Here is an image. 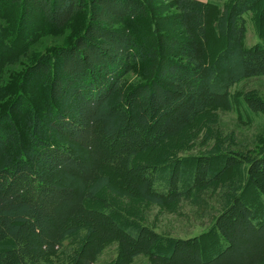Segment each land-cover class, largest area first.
<instances>
[{
  "label": "trees",
  "instance_id": "1",
  "mask_svg": "<svg viewBox=\"0 0 264 264\" xmlns=\"http://www.w3.org/2000/svg\"><path fill=\"white\" fill-rule=\"evenodd\" d=\"M169 1L176 15L164 22H176L181 36L162 32L155 7L143 0L0 5V264H55L61 251L75 254L70 264H91L112 238L124 255L155 256L170 245L166 264H264V142L252 156L233 152L224 163L235 174L212 189L217 208L202 193L219 179L212 155L186 159L197 162L191 174L177 158L210 141L216 112L239 102L236 85L264 77V0ZM13 6L29 23L38 17L68 35L67 44L25 58L30 50L12 45ZM247 16L258 38L253 47L245 45ZM245 108L263 111L253 102ZM160 161L179 166L177 175L152 165ZM247 190L261 194L254 208L242 201ZM121 191L160 208L201 191L199 205L219 211L211 228L219 251L200 255L208 232L167 240L143 228L124 231L111 217ZM83 239L81 248L91 246L77 260Z\"/></svg>",
  "mask_w": 264,
  "mask_h": 264
},
{
  "label": "rangeland",
  "instance_id": "2",
  "mask_svg": "<svg viewBox=\"0 0 264 264\" xmlns=\"http://www.w3.org/2000/svg\"><path fill=\"white\" fill-rule=\"evenodd\" d=\"M6 0H0V5ZM9 1V0H7ZM144 2H151L155 7L157 23L160 25L162 32L169 35L181 36L178 34V25L174 21L170 20L175 18L176 10L172 7L173 5L169 0H143ZM200 2H206L207 0H196ZM257 10V9H256ZM16 6L9 8V16L14 22H11L13 29L12 45L22 44L26 48V52L32 54L31 57H25L31 59L38 56H43L44 53H49L55 47H61L67 44L68 35H61L44 26L41 20L37 17L33 22L29 23V18L27 16L21 15V11ZM214 15L217 12L213 13ZM257 17V16H256ZM246 35H245V45L247 47H253L257 43V34L255 33L252 24L248 21V16L246 17ZM161 20L163 22H161ZM35 22V24H34ZM257 22V19H256ZM34 26H36L34 28ZM72 26V25H71ZM30 29L33 30L31 37H28V32ZM70 31V30H69ZM66 30V34L69 33ZM260 28L258 27V32ZM74 32V29L71 31ZM262 33H260V36ZM263 36V35H262ZM212 49L218 51L223 46L221 42H212ZM210 48V51H212ZM12 63H17V56H12ZM30 62L28 61V64ZM10 65V64H9ZM21 70V69H20ZM7 82L5 81V85ZM232 93H235L236 103L234 106L225 111H217L214 116L213 128L211 135H207L210 141L195 142V144H190L187 147V151L181 153L177 158L178 162L184 161V167L187 169L188 173L191 174L197 165V162H188L186 159L198 160L204 158L205 156L212 155V163H210L212 171L217 172L219 175L218 181L215 183L217 186H209L208 190L203 191L209 195L205 202H207L211 207L217 208V194L213 193L212 189L215 191L219 185L223 182H228L233 179L234 171L225 170L224 163L228 159L234 158L236 152L250 154L252 156L253 151L262 142H264V77L252 78L241 81L232 89ZM243 99L244 101H242ZM253 102L254 104H260L262 107L261 113H252L247 111L245 105ZM201 135L205 134V129L199 131ZM200 139V137H199ZM204 144V145H203ZM235 152V153H233ZM258 153L257 155H259ZM145 158V157H144ZM143 158V159H144ZM154 167H162L163 172L172 169L175 175L179 172V166H172L173 164H168L165 161L152 163ZM179 165V164H175ZM168 167V168H167ZM187 182H191V177L186 176ZM201 192V191H198ZM195 191L192 196H187L180 202L166 205L163 208L154 205H145L140 202L133 201L129 197L128 191H121L122 197L120 204L116 205L115 213L111 216L114 222L119 225L124 231L129 229H139L143 228L148 233H153L154 235L161 236L167 240H190L194 237H198L203 233L208 232L205 237L202 238L201 250L202 258L210 259L213 254H216L220 249V243L217 239L212 238L213 230L212 222L219 214L218 209L211 213L209 209H204L199 205V193ZM261 194L257 192H250L247 190L244 192L242 201L248 204L250 207H255L260 200ZM98 210H102L101 206H97ZM88 241V239L86 238ZM213 240V241H212ZM84 239L80 242V245L76 247V259L82 257L83 252L87 250L91 245H83ZM164 247V246H163ZM158 248L156 252V257L150 254L140 253V251H134L130 254L124 255V246L117 238H112L108 242L102 244L97 249V253L93 258L91 264H166L163 262V258L171 257L170 245L167 248ZM140 253V254H137ZM136 254V255H135ZM157 255L160 257L158 258ZM75 259V254L71 256L65 252H60L59 263L55 261V264H70ZM80 261L78 262V264Z\"/></svg>",
  "mask_w": 264,
  "mask_h": 264
}]
</instances>
